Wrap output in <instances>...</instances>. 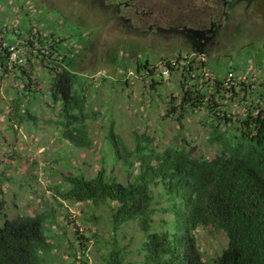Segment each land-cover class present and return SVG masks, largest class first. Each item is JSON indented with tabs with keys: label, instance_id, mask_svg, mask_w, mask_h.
<instances>
[{
	"label": "rangeland",
	"instance_id": "obj_1",
	"mask_svg": "<svg viewBox=\"0 0 264 264\" xmlns=\"http://www.w3.org/2000/svg\"><path fill=\"white\" fill-rule=\"evenodd\" d=\"M240 9L244 11L232 17L239 16L238 19H227L214 27L202 44L203 55L182 54L187 61L182 58L176 62V51L180 49L169 42L167 28L164 32L154 28L147 32L146 27H140L136 37L130 32L132 28L122 26L120 21H107L102 0H0V34L7 41L37 30L66 39L71 56H75L76 84L78 88L83 85L85 91L86 114L93 116L86 119L91 147L80 149L65 140L59 116L61 102L51 101L45 89L49 74L35 66L38 79L31 77L30 88L44 94L31 92L25 106L38 119L14 126L7 120V103L23 83L12 73L3 75L0 197L6 201L5 211L11 218L54 210L53 222L45 224L52 253L44 264H102L111 248L115 233L109 208L62 200L54 187L65 174L82 172L91 177L101 166L108 178L126 181L121 161L113 163L114 146L108 137L111 129L120 147L124 144L131 149L137 132L153 138L154 145L161 147L176 143L185 146L177 139L182 137L189 147L197 148L198 156L216 152V146L208 141L209 120L203 108L196 113L184 112L181 123L177 121L178 105L176 113L165 116L172 98L180 102L181 82H194L186 77L189 75L184 77V65L195 62L193 67L200 68L197 71L202 76L199 82L222 79L230 71L224 86H234L236 95L225 93L232 99L223 110L241 115L247 109L245 104L252 109L250 92L262 91L260 84L264 83V17L256 19L248 5ZM21 56L25 57V53ZM147 61L148 69L143 67ZM163 69L168 73L163 74ZM153 80L156 83L152 86ZM117 236L120 245L129 251L127 264H144L138 251L143 234L137 222L126 223ZM197 238L204 259L214 264V258L227 244L226 235L200 227Z\"/></svg>",
	"mask_w": 264,
	"mask_h": 264
},
{
	"label": "trees",
	"instance_id": "obj_2",
	"mask_svg": "<svg viewBox=\"0 0 264 264\" xmlns=\"http://www.w3.org/2000/svg\"><path fill=\"white\" fill-rule=\"evenodd\" d=\"M17 36L18 40L7 41L0 34V87L8 73L23 83L7 103V120L15 126L38 119L25 106L31 92L44 94L30 88L31 77L38 79V66L49 74L45 89L51 101L61 102L64 139L80 149L91 147L86 119L93 116L86 114L85 91L76 84L75 56L66 39L39 30ZM13 51L25 53L23 62L12 58ZM182 58L187 61L179 56L176 62ZM194 63L183 66L184 77L189 75L194 82H181L180 102L172 98L165 116L176 113L178 105L177 121L181 123L184 112L203 108L209 120L208 141L217 148L213 155L198 156L197 148L189 147L182 137L177 139L185 146L161 147L137 132L131 149L124 144L120 147L111 129L113 163L121 161L126 181L108 178L101 166L91 177L82 172L65 174L54 186L62 200L109 208L115 234L102 264H127L129 251L120 245L117 233L131 221L137 222L143 234L138 251L144 264H208L198 244L200 227L223 231L227 237L214 264H264V83L260 84L262 91L250 92L252 109L245 104L243 114H232L222 108L232 99L225 93L236 95L234 86H224L231 72L222 79L199 82L200 68L193 67ZM149 65L147 61L143 67ZM1 169L0 162V173ZM5 209L6 201L0 197V264H44L52 253L45 224L53 222L54 210L11 218Z\"/></svg>",
	"mask_w": 264,
	"mask_h": 264
},
{
	"label": "flooded vegetation",
	"instance_id": "obj_3",
	"mask_svg": "<svg viewBox=\"0 0 264 264\" xmlns=\"http://www.w3.org/2000/svg\"><path fill=\"white\" fill-rule=\"evenodd\" d=\"M102 1L105 5L107 21H120L122 26L132 28L130 32L136 37L140 27H146L147 32L152 28L164 32L167 28L169 42L179 46L180 50L176 51L177 57H183L182 54L203 55L202 44L211 35L214 27L222 25L227 19L229 21L238 19L239 16L235 19L232 17L244 11L240 9L242 5H248L256 19L264 17V0ZM162 36L167 37L164 34ZM192 45L195 46L194 49H191Z\"/></svg>",
	"mask_w": 264,
	"mask_h": 264
},
{
	"label": "built area",
	"instance_id": "obj_4",
	"mask_svg": "<svg viewBox=\"0 0 264 264\" xmlns=\"http://www.w3.org/2000/svg\"><path fill=\"white\" fill-rule=\"evenodd\" d=\"M12 58L15 60V59H18V62H23V60H24V58H23V56H21L20 54H19V52H17V51H13L12 52ZM162 73L163 74H166V73H168V69H163L162 70ZM232 74V73H231Z\"/></svg>",
	"mask_w": 264,
	"mask_h": 264
}]
</instances>
